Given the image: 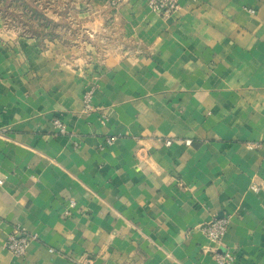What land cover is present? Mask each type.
<instances>
[{
  "label": "crops",
  "instance_id": "obj_1",
  "mask_svg": "<svg viewBox=\"0 0 264 264\" xmlns=\"http://www.w3.org/2000/svg\"><path fill=\"white\" fill-rule=\"evenodd\" d=\"M179 5L124 0L82 57L0 31V264H264V0Z\"/></svg>",
  "mask_w": 264,
  "mask_h": 264
},
{
  "label": "rangeland",
  "instance_id": "obj_2",
  "mask_svg": "<svg viewBox=\"0 0 264 264\" xmlns=\"http://www.w3.org/2000/svg\"><path fill=\"white\" fill-rule=\"evenodd\" d=\"M111 9L109 0H10L0 2V31L75 47L82 57L85 44H103Z\"/></svg>",
  "mask_w": 264,
  "mask_h": 264
},
{
  "label": "built area",
  "instance_id": "obj_3",
  "mask_svg": "<svg viewBox=\"0 0 264 264\" xmlns=\"http://www.w3.org/2000/svg\"><path fill=\"white\" fill-rule=\"evenodd\" d=\"M124 0H109L111 8H118ZM147 4L151 10L162 18H169L176 14L180 10L179 0H146ZM251 12H254L253 9H250ZM93 90H89L84 95V108L85 111H91L93 109L92 105ZM54 124L59 129V132H65V126L62 124L60 119L54 120ZM110 142V140H109ZM172 142L167 140L166 144L170 145ZM189 144L190 141H187ZM254 190H258L257 187L253 186ZM70 206L74 205L73 201H70ZM229 228V220L227 218L214 219L207 224L202 226V230L208 239L213 244H220L227 233ZM36 238L35 235L29 234L23 228H17V230L10 234L8 241L6 243V249L15 254L16 256L23 257L25 256L28 246ZM214 259L218 264H234L236 261V255L232 252L221 253L214 251Z\"/></svg>",
  "mask_w": 264,
  "mask_h": 264
},
{
  "label": "trees",
  "instance_id": "obj_4",
  "mask_svg": "<svg viewBox=\"0 0 264 264\" xmlns=\"http://www.w3.org/2000/svg\"><path fill=\"white\" fill-rule=\"evenodd\" d=\"M9 1H10V0H0V2H1L2 4H8ZM14 1H19V0H14ZM49 39L52 40L53 38L50 37ZM37 40H38V39H37Z\"/></svg>",
  "mask_w": 264,
  "mask_h": 264
}]
</instances>
